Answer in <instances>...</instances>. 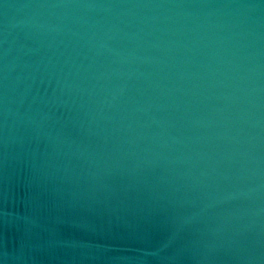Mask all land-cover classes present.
Instances as JSON below:
<instances>
[{"label": "water", "instance_id": "95a60500", "mask_svg": "<svg viewBox=\"0 0 264 264\" xmlns=\"http://www.w3.org/2000/svg\"><path fill=\"white\" fill-rule=\"evenodd\" d=\"M0 264H264V0H0Z\"/></svg>", "mask_w": 264, "mask_h": 264}]
</instances>
